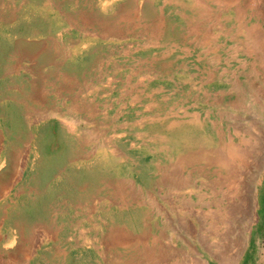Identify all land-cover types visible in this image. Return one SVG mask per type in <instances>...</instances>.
Wrapping results in <instances>:
<instances>
[{
    "label": "rangeland",
    "instance_id": "1",
    "mask_svg": "<svg viewBox=\"0 0 264 264\" xmlns=\"http://www.w3.org/2000/svg\"><path fill=\"white\" fill-rule=\"evenodd\" d=\"M253 27L264 33V0H0V264H152L108 249L109 226L134 246L158 237L162 264H264L259 147L233 164L237 194L215 158L264 127L251 94L264 77L239 33ZM171 120L206 125V157L170 167L193 134ZM165 172L190 186L172 190ZM141 189L154 208L126 197Z\"/></svg>",
    "mask_w": 264,
    "mask_h": 264
},
{
    "label": "bare ground",
    "instance_id": "2",
    "mask_svg": "<svg viewBox=\"0 0 264 264\" xmlns=\"http://www.w3.org/2000/svg\"><path fill=\"white\" fill-rule=\"evenodd\" d=\"M239 33H241L245 37L243 44L245 46V49L247 50V54H249V56H251L255 60V63H256V67L254 69L255 72H257V73L259 72L264 77V33L261 32L260 30L258 31L255 27L247 28L245 30H240ZM239 91L243 92L241 87H240ZM251 94H252V98L255 100V102H257L259 108L264 109L262 106L264 103V78L261 79L259 86H257V89H253ZM161 122H163V121H161ZM62 124L65 127V129L67 130V132H69V133H74L77 131L75 129V126L68 125L67 122H65V121H63ZM181 126L184 130L186 127L189 128V130L192 129L193 134H188V133H184V132L180 131L181 136H182V138H181L182 146L181 147L187 153L181 155V157L179 159H177V161L175 163L170 164L171 168H173L175 166H179L181 168L182 167L184 168L185 166H189V165L194 164L196 161H198V159H200L202 157H206V154H203L201 152H204L206 150L204 147L207 148V145H210L212 143V136L209 137L205 134L206 132L204 130L206 129V125L202 121H199V120L193 121V122L184 121V122L178 123L174 120H171L169 122L168 129H169V131H176V130L178 131V129H180ZM203 131L205 133H203ZM152 139L156 140V138H152ZM254 147H259V164L257 167V185L259 186L264 180V127H259L257 129V137L256 138H243V139H241L240 144H235L233 141H231L230 143L227 142V144H223L220 148L222 151L226 152V157L223 158L222 161H221V158L219 157V154L216 155V157H215V158H218V162H220V165L222 167V172L227 173V175L230 176V179H229L230 189L234 190L236 194L238 193V191H240L239 190L240 185L238 183V180H236L238 173L235 170L234 165H236L238 163L241 164L240 162L245 163L246 159L249 157L251 149ZM193 148H198L200 152L197 151L196 153H193V151H192ZM169 158H172V156ZM215 158L213 157L212 160L216 161ZM161 180L165 183V186H170L172 188V190L173 189H175V190L188 189V187L190 186L189 182L186 180H182V184L180 185L181 187L178 186L179 178H177L176 174H173V173H167V172L163 173ZM120 186H121V183L118 184V188ZM258 186H257V188H258ZM121 194L124 195V193H121ZM126 194H127V196H126L127 198L130 197L131 195H133V199L135 201L143 199V198L147 199L148 204L151 208H154L155 205H157L156 200L151 197L152 194H146L145 192L142 191V189L139 191L134 190L130 194H128L126 192ZM201 197L203 198L204 196L201 195ZM259 197H260L259 189H256L255 192H253V190H251V197H250V199H247L248 200V204H247L248 207L246 209V214L248 216V225L249 226H251L257 220V217L259 216L257 212H258L260 200L262 199V197H261V199H259ZM127 198L125 200H127ZM261 202H264V200L263 201L261 200ZM79 203L80 202H78V204ZM139 203H138V205H139ZM263 205H264V203H263ZM218 206L220 207V204H218ZM156 211H157V209H156ZM230 211H232V212H230ZM219 213H220L221 217H218V218L220 220L223 219L221 221V222H223L224 220L226 221V219L229 218L230 216L232 217V213H234V212L231 209H229L228 211L225 209H222V210H219ZM214 214L216 215V213L210 212V213H207L206 215H207V218H209V219L212 218L211 219L212 226L215 228V230H218L220 228V226H218V224H220L221 222H219V221L214 222L213 221L214 220ZM261 216H262V214H261ZM113 224H115V223H113ZM60 229L61 228L59 227L58 230L60 231ZM81 232H82L81 234L83 237L82 243H86L88 245H91L92 247H94V249L95 248L101 249L102 246H104V243L96 245L94 243L95 240H93V239L91 240L89 237H85L84 231H81ZM16 234H18V233L15 232V234H13V235H16ZM108 235L111 238L110 243L108 241L105 243V244H107L108 249H111V250L112 249L113 250L118 249V248L122 249L123 250L122 254H136V253L140 252L142 259H145L148 261L151 260L152 264H162L160 261L156 262V259H161L163 256V253H162L163 250L161 249V246L159 244L160 242L158 241V237L154 240H149V242H146L145 239H147L150 236V234H146V235L144 234L143 237H141L137 240V246H134L133 245L134 241L130 238V232H128L126 230L118 233L113 228V226H109ZM43 236H48V235L44 234ZM53 236H51L50 239ZM248 238L249 237H247V239ZM78 239H80V238H78ZM4 240H5V238H4ZM9 240H11L12 245H15L17 243L18 239H17V237L16 238L10 237ZM34 243H35V239H34V235H33L31 240L28 239V244L30 245V247H29L30 249L27 250V252H26V257H27L28 261L31 259V256L33 255L34 246H36V244H38V242L36 244H34ZM141 243H143V244H141ZM249 246H250V244H249ZM62 254L63 253L61 251L58 252V255H62ZM35 258H36V256H35ZM163 260H164V257L162 258V261ZM222 263H224V261ZM198 264H209V262L205 259H202L198 262Z\"/></svg>",
    "mask_w": 264,
    "mask_h": 264
}]
</instances>
